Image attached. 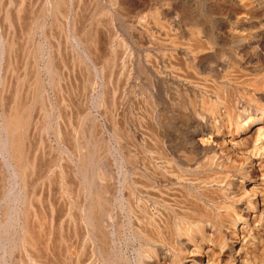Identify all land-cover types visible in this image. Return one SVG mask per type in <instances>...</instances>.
I'll return each instance as SVG.
<instances>
[{"label": "bare ground", "instance_id": "obj_1", "mask_svg": "<svg viewBox=\"0 0 264 264\" xmlns=\"http://www.w3.org/2000/svg\"><path fill=\"white\" fill-rule=\"evenodd\" d=\"M94 1L86 25L82 0H0V264H81L87 239L89 264H264V16ZM119 22L144 52L143 104L138 126L112 122L109 163Z\"/></svg>", "mask_w": 264, "mask_h": 264}, {"label": "rangeland", "instance_id": "obj_2", "mask_svg": "<svg viewBox=\"0 0 264 264\" xmlns=\"http://www.w3.org/2000/svg\"><path fill=\"white\" fill-rule=\"evenodd\" d=\"M17 1H19V0H17ZM106 1L107 0H99L98 3L100 5H104L105 6L106 5ZM145 1H146V9H147L146 15H147L148 19L154 18L152 16L153 15V12H152L151 9H152L153 5L156 2H158L159 5H160L161 15L163 17H166V18L169 17L171 19H174V18L181 19L183 17H189L190 18V17H193L194 16L195 19H199L200 21H203V22H206V23H209V24H211L213 22L212 20H214V18L216 16H224V8L225 9H232V7H236L239 13H243L245 6L246 7L247 6H253L254 8H256V15L264 16V0H239V1L238 0H145ZM82 3H83V8H84V20H85L84 23L85 24L87 23L86 25H88L89 22H91L93 20L94 11H95V9H97V7H96L97 1H94V3H93V0H82ZM90 7H91V9H90ZM173 7H175V8H173ZM183 7L184 8L186 7V8L183 9ZM169 8H170V10L172 8L173 13L170 12V14H168L169 11H170ZM174 10L176 11V13H175ZM180 10L181 11L183 10V11L180 12ZM213 10H214V12H213ZM220 11H221V13H220ZM175 16H177V17H175ZM102 20L106 23V21H105L106 20V17L105 18L102 17ZM210 21H212V22H210ZM117 25H118V33H120V35L127 42V45L129 46V50H130L131 53H130V55L126 59V62L127 63H126V66H124L125 68H123L122 65L120 64L121 62H118V61H120V59H121V57L123 55V49L119 48L117 50L118 51V54H117L118 55V59H117V62H115V64H114L115 66L111 65L112 67L109 66L110 68H107L108 70L105 71V76L104 77L106 79L105 80L106 87H108L109 89H112V88L117 89V91H116V93L114 95L115 96L114 102H116V103H114L115 105L113 106L114 109H112L113 108L112 107L111 110H109L111 112H107V114H106V115H108L107 117H109V116L110 117L109 118H105L106 120L102 116L100 117V119H101L100 121H102L101 122L102 125L100 126V133H101L100 135H102V136H100V137H101V140L102 139H103V141L106 140L105 142H102L101 141L103 143V144H101V146H102L103 149H105V150L102 149V151L107 152L106 155L109 154L108 156L110 157V159L107 156V158L109 159L108 161H111L109 163H112L113 162L112 161L113 158H112L111 153H109V151H106L107 148H104V143H106L108 137L111 136L110 135L111 132L109 134V131H111V129L113 127L112 122L118 121V122H121L122 123L123 121L125 122V121L128 120V121H133V123L138 126L139 123H140V118H141L140 115L142 114L141 111H142V104H143V101H142L143 100V93H142L143 92L142 91L143 90L142 89V86H143V76H142L141 67H142V61H143V57H144V52H143L142 47H140L137 44V42L134 40V38L137 39L138 36L136 37V35H134L132 33V26H127V25H125L123 23H120V22ZM208 26H209V28L212 26L211 27L212 31L210 29V32H212V34L214 33L213 35H216V33H215V32H217V29L215 27L216 25L214 26V24H213V25H208ZM20 33L21 32L19 31V34ZM21 35H19V37L23 40V42L18 37V39H19L18 41L19 42H18V52H17V55L19 57L17 56L16 61L14 63V64L17 65V66L14 65L15 66L14 67L15 68L14 70L18 74V75L16 74L17 75V78H16V75H15V78L16 79H18V77L20 75H22V70H23V74L25 73L24 63H23L24 61H22V60H24L23 59L24 57L22 55L23 54V48H24V46H23L24 45L23 44L24 43V38H23V35L22 36ZM39 36L40 35L38 34L37 37H39ZM138 40H139V37H138ZM113 70H114V72H113ZM106 72L108 73L107 75H106ZM31 73L32 72L31 71L29 72V69H28V71H26V74L27 75H31ZM91 74H93V73H91ZM110 77H111V79H110ZM21 78L22 77L20 76L19 79H21ZM97 82H98L97 83L98 84L97 85V88H99L100 87V79H98ZM116 82H117V85H116ZM111 84H112V86H111ZM114 89H112V91ZM109 91H110V94H111V90H109ZM111 118L113 119V121L110 120ZM104 120H105V123H104ZM109 128H110V130H109ZM49 136L53 140V137H52L53 136V133L52 132H50V135ZM40 188H41L40 185H39V187L37 186V188H36L39 194H40V190H41ZM38 193H36V194L38 195ZM114 199H115V196H114ZM114 202H115V200H114ZM116 202L118 203L119 200L116 199ZM43 203H45V204H43ZM36 204L39 205L38 207H36L38 211H41V206L42 205H43L42 206V208H43L42 209V212L45 209H47L46 208L47 206H46V202L45 201H42L41 204L40 203L38 204V202ZM37 205H35V206H37ZM39 208H40V210H39ZM120 208L123 211H120L119 210ZM117 210H119L118 213H120L119 214V217H120L119 220H122L121 235L119 236V237L122 238V240H121V247H122L123 251L127 252L126 254L129 255V258L131 257L130 259H133L134 260L135 257H133V256H135L134 254H136L135 253V251L137 250L136 248H138V246L141 244V242H139V241H135V242L129 241V242H127L125 240V237L130 232V226L127 225V223H126V220H127L126 213H128V210L122 204H121V206L118 205V209ZM123 224H124V226H123ZM125 234H127V235H125ZM124 235H125V237H124ZM87 240L85 241V244H86V246L88 248H87L86 251H84V253H82L83 255H81V258H80L81 264H89L93 260L96 261V259H94L95 257L98 259V256H97V253H96L95 249H94V251H90L91 249H90V245L89 244H91V242H90V240H88V242H87ZM92 250H93V247H92Z\"/></svg>", "mask_w": 264, "mask_h": 264}]
</instances>
